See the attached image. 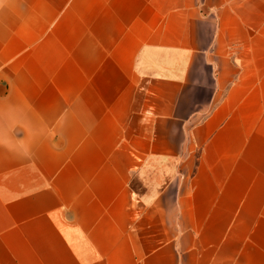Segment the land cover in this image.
I'll use <instances>...</instances> for the list:
<instances>
[{"label":"crops","instance_id":"obj_1","mask_svg":"<svg viewBox=\"0 0 264 264\" xmlns=\"http://www.w3.org/2000/svg\"><path fill=\"white\" fill-rule=\"evenodd\" d=\"M0 264H264V0H0Z\"/></svg>","mask_w":264,"mask_h":264},{"label":"rangeland","instance_id":"obj_2","mask_svg":"<svg viewBox=\"0 0 264 264\" xmlns=\"http://www.w3.org/2000/svg\"><path fill=\"white\" fill-rule=\"evenodd\" d=\"M131 185H132V187L135 189V190H140L139 188H137L135 185H134V183H131Z\"/></svg>","mask_w":264,"mask_h":264}]
</instances>
